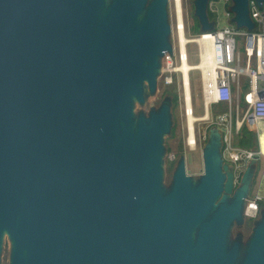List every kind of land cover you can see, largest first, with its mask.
<instances>
[{
  "label": "water",
  "instance_id": "95a60500",
  "mask_svg": "<svg viewBox=\"0 0 264 264\" xmlns=\"http://www.w3.org/2000/svg\"><path fill=\"white\" fill-rule=\"evenodd\" d=\"M232 1L250 34L248 0ZM104 3L0 0V243L7 230L9 264H234L239 245L225 248V237L250 167L235 188L213 137L198 183L181 158L163 193L168 105L133 126L132 96L143 100L144 79L155 89L172 50L168 0ZM193 4L213 30L208 0ZM221 191L234 197L205 219ZM242 264H264V202Z\"/></svg>",
  "mask_w": 264,
  "mask_h": 264
},
{
  "label": "rangeland",
  "instance_id": "374dc122",
  "mask_svg": "<svg viewBox=\"0 0 264 264\" xmlns=\"http://www.w3.org/2000/svg\"><path fill=\"white\" fill-rule=\"evenodd\" d=\"M111 0H105L102 11H105L107 5ZM208 6V5H207ZM182 18L184 23V32L189 39H195L201 33L206 32L201 27V24L194 13L193 0H181ZM209 8V7H208ZM210 9V8H209ZM224 8L219 4L218 12L210 10L209 20L213 21V28L222 26L225 23L232 24L238 30L246 29L244 26H238L233 20V15L226 18L224 15ZM145 14V9L139 12L137 20H141ZM167 19L171 25L170 39L172 44L177 50L178 35L175 28L177 21V12L175 0H168L167 3ZM240 40L238 50L243 51L242 39L237 35ZM188 59L192 64L199 62L198 45L196 42H188L186 44ZM200 55V53H199ZM176 67L179 61L175 56L173 58ZM162 67V65L160 66ZM171 77V82H167L166 78ZM190 94H191V107L193 113L197 116L204 115L205 105L202 96L203 87L201 82L200 69L194 68L189 72ZM143 100H138L134 95L132 96L131 109L133 113V126L136 127V120L139 115L148 116L152 111L157 110L162 104L166 103L169 107L170 128L162 134L163 149L160 154V188L163 193H166L173 181V173L175 167L181 158H185L186 169L190 176L192 185H196L203 172L202 149L205 144L214 137V132H217V124L214 122L218 112L228 111V104L212 107L210 105V113H207L206 118L195 119L193 122V130L196 143L191 147L188 143L189 129L187 119V105L184 96L183 80L181 72L179 71H166L159 69L157 73L156 86L154 90H150L147 80L142 81ZM204 110V111H203ZM197 120V121H196ZM199 120V121H198ZM246 136H253L257 138V132H245ZM242 176H236L235 188L241 183ZM253 194V193H252ZM251 194V195H252ZM234 194H227L221 191L214 199L213 206L206 214L205 219H208L215 206L225 198L227 201L232 200ZM251 197H245L243 207L239 217L234 218L227 229L225 237V248H229L232 244L238 243L239 252L234 264H242L245 256V249L248 240L252 234L255 224L260 221L263 216V202L264 196L257 201V208L254 214L248 213V203ZM196 226L193 230V237L196 235ZM13 246L12 239L7 230L4 231L0 243V264H9L10 253Z\"/></svg>",
  "mask_w": 264,
  "mask_h": 264
},
{
  "label": "built area",
  "instance_id": "2783aa9c",
  "mask_svg": "<svg viewBox=\"0 0 264 264\" xmlns=\"http://www.w3.org/2000/svg\"><path fill=\"white\" fill-rule=\"evenodd\" d=\"M219 4L224 9V15L229 18L233 15L230 7L233 4L232 0H208V7L215 13L218 12ZM249 15L255 23V27L250 34L244 30L236 29L232 24L225 23L222 26H217L213 30L201 33L198 36H203L210 39L212 58L214 61V96L206 98L202 92L204 105L214 101H237L240 97V85L242 77H247V89L242 93V99L246 104V109L240 120H236L238 126L242 121L248 122L254 129H258V122L264 124V3L259 4L256 0H248ZM260 28L259 30L257 29ZM176 31L179 29L178 18L175 24ZM178 35V31H177ZM242 39L243 51L238 50L240 40ZM192 42V41H190ZM172 43V41H171ZM188 43V42H187ZM186 43V44H187ZM197 43V42H196ZM198 45V57L200 46ZM182 48L179 45V37L177 50L172 44L171 52L165 51L161 58V70L176 71V65L173 58L176 56L178 61L182 56H187L188 53L185 46L182 55ZM194 69V68H193ZM198 69V68H197ZM172 78H166L167 82H171ZM201 82H203L201 73ZM225 140L228 137L225 136ZM248 157H253L260 150H243ZM262 196L261 193H255L248 203V213L254 214L257 208V201ZM255 206L252 207V203Z\"/></svg>",
  "mask_w": 264,
  "mask_h": 264
},
{
  "label": "crops",
  "instance_id": "0c3cea01",
  "mask_svg": "<svg viewBox=\"0 0 264 264\" xmlns=\"http://www.w3.org/2000/svg\"><path fill=\"white\" fill-rule=\"evenodd\" d=\"M259 30L260 28L257 27ZM247 77H242L240 85V97L237 101H214L207 105V113L212 107L228 104V111L218 112L214 122L217 124V132H214V139L219 143V150L222 160L229 164L236 176H242L246 166L251 169L252 180L248 193L245 197H251L256 192L264 195V124L258 122V129H254L248 122L242 121L239 125L236 120H240L246 104L242 99V93L247 89ZM204 111V110H203ZM205 112V111H204ZM257 132V138L246 136L245 132ZM225 136L228 140H225ZM216 137V138H215ZM260 150L253 157H248L243 150ZM253 193V194H252ZM252 194V195H251Z\"/></svg>",
  "mask_w": 264,
  "mask_h": 264
},
{
  "label": "bare ground",
  "instance_id": "6f19581e",
  "mask_svg": "<svg viewBox=\"0 0 264 264\" xmlns=\"http://www.w3.org/2000/svg\"><path fill=\"white\" fill-rule=\"evenodd\" d=\"M176 4V12H177V18H178V24L179 29L178 31V37H179V45L182 48V55L184 54L183 50L185 49L186 43L190 41L197 42L200 46V55H199V62L196 64H192L187 56H182V59L179 62V65L175 68L177 71L181 72L182 80H183V88H184V96L185 101L187 105V119H188V129H189V138L188 143L191 147H194L196 140L194 136V130H193V122L195 119L199 118H206L207 116V107H205V113L202 116H197L193 113V108L191 107V94H190V83H189V72L193 68L200 69L202 73V87L203 92L206 98H211L214 96V74H215V68H214V61L212 58V49H211V43L210 39L200 36L195 39H189L184 32V23L182 18V7H181V0H175ZM187 47V46H186ZM197 121V120H196ZM199 121V120H198ZM252 207L255 206V203L253 202Z\"/></svg>",
  "mask_w": 264,
  "mask_h": 264
},
{
  "label": "trees",
  "instance_id": "16d2710c",
  "mask_svg": "<svg viewBox=\"0 0 264 264\" xmlns=\"http://www.w3.org/2000/svg\"><path fill=\"white\" fill-rule=\"evenodd\" d=\"M209 13H210V9L207 6V14H208V16H209Z\"/></svg>",
  "mask_w": 264,
  "mask_h": 264
}]
</instances>
